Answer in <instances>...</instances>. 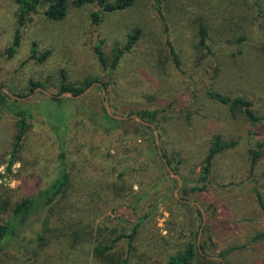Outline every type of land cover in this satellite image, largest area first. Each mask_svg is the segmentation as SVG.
I'll use <instances>...</instances> for the list:
<instances>
[{
	"label": "rangeland",
	"instance_id": "1",
	"mask_svg": "<svg viewBox=\"0 0 264 264\" xmlns=\"http://www.w3.org/2000/svg\"><path fill=\"white\" fill-rule=\"evenodd\" d=\"M95 10L94 5L70 7L63 21L49 20L43 11L30 16L21 31V45L10 58L7 50L19 29V10L14 0H0V83L28 94L27 99L40 101L39 92H29L30 82L44 83L48 92L59 96L62 70L68 83L75 86L87 78L109 82L108 73L101 69L95 54L96 44L104 42L103 50L111 58L114 49L124 46L128 35L138 29L141 37L122 59L107 92L113 112L124 117L142 110L158 112L164 137L160 149L166 145L174 158L183 162L182 174L189 180L200 173L214 136L236 141L237 146L217 157L213 185L208 190L186 195L183 180L177 194L179 200L175 195L176 180L169 193L170 199L201 205L206 213L204 223L203 217L194 214L195 210L171 209L170 199H159L158 208L153 210L157 201L153 195L146 197L135 211V194L145 192L143 184L150 182L140 173L126 178L125 198L111 193L105 196V191H109L105 168L108 166L112 172L110 181H115L124 168L117 154L133 150L137 127L134 120L121 121L125 124L118 131L97 133L95 137L89 123H73V137L68 143V153L72 154L70 191L78 205L97 208L89 217L94 220L96 231L87 253L88 264H99L93 257V248L99 231L107 234L105 224L113 225L118 219L134 224L138 216L149 212L152 216L142 224L133 264H154L183 248L189 234L184 229L189 221L194 232L199 230L197 245L201 254V246L208 241V257L204 254L195 264H264V210L253 190L257 188L264 199V147L254 171L250 161V151L264 144V0H136L125 11L105 14L100 28L93 23ZM201 25L208 32L210 53L199 46ZM167 40L179 55V69L172 62ZM34 46L39 56L48 54L44 61L31 57ZM93 92L96 100L103 101L102 89L95 87L90 94ZM209 92L251 101L259 120L248 121L243 110L232 113L211 99ZM51 130L44 118L34 121L14 175L0 179V190H10L14 199H21L37 193L40 186L55 178L60 147ZM158 133L160 139L159 130ZM13 136V125L2 115L0 155L7 151ZM0 169L4 173L5 165H0ZM156 174L154 180L161 178L163 182L161 190L170 189L172 182L165 173ZM99 180L103 196L94 201L90 193L85 198L90 189L95 192ZM31 231L27 228L26 235L32 237ZM257 236L262 237L254 241ZM50 251L55 257L49 264H84L59 254L57 246ZM227 251L225 260L220 255Z\"/></svg>",
	"mask_w": 264,
	"mask_h": 264
},
{
	"label": "trees",
	"instance_id": "2",
	"mask_svg": "<svg viewBox=\"0 0 264 264\" xmlns=\"http://www.w3.org/2000/svg\"><path fill=\"white\" fill-rule=\"evenodd\" d=\"M18 6V23L19 29L16 31L13 43L7 50L8 57L12 58L21 45V31L26 25L30 16L43 11L44 15L52 21H63L69 14V8L79 9L86 5H94L96 10L92 14L93 23L98 28L102 25L103 16L108 13L122 12L132 7L136 0H14ZM258 3V2H257ZM257 3L255 5H257ZM258 6V5H257ZM256 6V7H257ZM258 9L261 10L258 6ZM208 32L204 25L200 26L199 46L201 50L210 53L211 47L208 43ZM141 37L140 30L136 29L132 34L128 35L127 42L122 47L114 49L111 58H108L103 50L104 42L99 41L95 48V54L100 63L101 69L108 73L109 82L100 81L98 78H87L80 86L68 83L65 70L61 72V83L59 93L72 92L80 95L86 89L95 83H101L107 90L114 80V75L119 67L122 59L126 54L130 53L137 45ZM169 54L176 68H180V58L172 43L167 40ZM48 54L39 56L34 46L32 50V58L38 61H44ZM7 88L11 94L19 99L8 96L3 89ZM38 88L47 90L46 85L40 82H30L29 92L33 94ZM100 90L101 87L97 86ZM211 99L227 106L233 113L236 110H243L246 118L250 122H256L259 119L255 116L253 104L244 98H230L221 94L208 93ZM28 94L17 93L13 88L0 84V118H4L14 127L13 141L6 152L1 153L0 165H5V172H0V179H5L14 175V167L19 162L22 152L25 148L31 127L38 118H44L52 129L51 133L56 137V141L60 147L57 156V175L47 184L40 186L37 193L32 196L14 199L10 190H0V264H49L48 261L53 259L55 255L51 253L50 248L57 246L61 255L72 261H83L88 264V250L92 245L95 235L94 220L89 219L97 208L85 207L78 205L75 201L73 193L70 191L72 186L71 176V160L72 154L68 153V143L73 137L72 131L74 125L80 121L84 124L89 123L93 137L97 133H112L118 131L125 124L124 122L111 118L104 107L103 101L94 98V92L80 100L73 101L70 99L50 98L39 92L37 98L27 99ZM38 100V101H37ZM112 107V105H111ZM133 115V114H132ZM136 115L140 116L146 122L156 126L160 131V140L164 143L163 129L160 124L158 112L151 110H142ZM137 127L133 134V150L131 153L126 150L118 153L121 165L124 166L119 171L117 179L110 181L109 177L112 172L108 166L105 168L108 182V193L118 198H125L128 190L126 178L132 173H140L143 179H148L143 184L145 192L135 194L137 201L133 208L136 211L142 201L150 196L157 197V201L152 205L153 210L158 208V201H167L169 193L177 181L173 179L163 163L158 152L154 129L144 126L134 120ZM75 123V124H73ZM237 146L236 141L224 140L221 136H214L208 149L207 155L201 163V171L196 178L189 180L184 177L180 167L183 162L174 158V153L170 151L166 145H163V157L167 159L170 167L183 177L184 189L183 193L197 194L202 193L213 185L212 178L214 173V164L218 156L234 149ZM264 144H259L257 150L250 151L251 171H254L259 159L262 156V148ZM89 150L94 153L95 149L90 147ZM156 171L164 172L165 177L172 182V186L165 187L161 190L160 185L163 183L161 178L157 181L154 177ZM101 181L97 182L98 187L95 192L86 195L90 196L94 201L103 196L104 190H100ZM96 184V185H97ZM189 185V187H188ZM160 189V193L158 192ZM257 201L262 210H264V199L261 192L254 188ZM185 200V199H183ZM171 209H191L195 210L194 214H198L201 218L202 213L195 207L185 202L170 199ZM196 212V213H195ZM152 216V212L140 215L137 223H130L122 219H118L115 224L107 223L104 230L108 231L106 235H101L103 230L96 235L93 248V257L99 264H133V258L136 251L137 241L141 236L142 224ZM189 221V220H188ZM194 225L189 221L184 233L188 232V239L177 252L170 254L165 260L158 261L154 264H195L198 259L207 258L209 254L208 241H204L201 246V254L197 245L199 230L194 232ZM27 228L33 229L32 237L26 235ZM35 229H38L37 231ZM35 231V232H34ZM257 236L254 241L261 239ZM11 250H14L11 251ZM13 252V253H12ZM229 251L223 252L221 258L228 256ZM10 260V262H9ZM13 261V262H11ZM210 264H223L219 261H209ZM142 264V263H134Z\"/></svg>",
	"mask_w": 264,
	"mask_h": 264
},
{
	"label": "water",
	"instance_id": "3",
	"mask_svg": "<svg viewBox=\"0 0 264 264\" xmlns=\"http://www.w3.org/2000/svg\"><path fill=\"white\" fill-rule=\"evenodd\" d=\"M1 84V83H0ZM101 87L102 88V96H103V103H104V107L106 109V112L107 114L113 118L114 120H117V121H127V120H136L137 122H139L140 124L144 125V126H149L151 128H153L155 130V137H156V144L158 146V152L163 160V163L166 167V170L169 172V174L171 175L172 178H174L175 180L178 181V189L176 190L175 192V195L178 197V192L179 190L182 188L183 186V179L181 178V176H179L169 165L168 161L166 158L163 157V152L162 150L160 149V139H159V133H158V130L156 129V127L149 123V122H146L144 119H142L140 116L134 114V115H131L129 117H124V116H119V115H116L112 108H111V105H110V102H109V99H108V95H107V90L106 88L101 84V83H95L93 84L91 87H89L88 89H86L83 93H81L80 95H75L73 94L72 92H65L59 96H54L53 94H51L50 92H48L47 90L43 89V88H38L36 92H42L44 93L45 95L51 97V98H57V99H63V98H69V99H72V100H77V99H81V98H84L86 96H88L92 90L95 88V87ZM3 91L8 95L10 96L11 98H14V99H19L17 96L13 95L10 93V91L8 89H3ZM179 200H181L179 197H178ZM185 203H188V204H192V205H195L198 207V209L200 210V212L202 213V217H203V220H204V223H205V220H206V213H205V210L204 208L199 205L198 203H191L189 201H184ZM204 223H203V226H204ZM201 233H202V229H201V232H200V236H201ZM213 259V258H212ZM218 260L221 261V259L219 258H216Z\"/></svg>",
	"mask_w": 264,
	"mask_h": 264
},
{
	"label": "clouds",
	"instance_id": "4",
	"mask_svg": "<svg viewBox=\"0 0 264 264\" xmlns=\"http://www.w3.org/2000/svg\"><path fill=\"white\" fill-rule=\"evenodd\" d=\"M0 171H3V169H0Z\"/></svg>",
	"mask_w": 264,
	"mask_h": 264
}]
</instances>
